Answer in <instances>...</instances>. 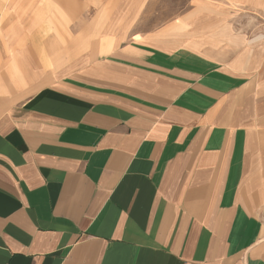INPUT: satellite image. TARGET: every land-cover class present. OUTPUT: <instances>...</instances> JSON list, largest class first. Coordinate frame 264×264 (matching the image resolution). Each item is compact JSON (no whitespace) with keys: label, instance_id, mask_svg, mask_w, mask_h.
<instances>
[{"label":"crops","instance_id":"1","mask_svg":"<svg viewBox=\"0 0 264 264\" xmlns=\"http://www.w3.org/2000/svg\"><path fill=\"white\" fill-rule=\"evenodd\" d=\"M90 6L10 30L0 264H264V0Z\"/></svg>","mask_w":264,"mask_h":264},{"label":"rangeland","instance_id":"2","mask_svg":"<svg viewBox=\"0 0 264 264\" xmlns=\"http://www.w3.org/2000/svg\"><path fill=\"white\" fill-rule=\"evenodd\" d=\"M88 4H91L90 9L102 8L103 0H0V90L6 89L8 81L16 85L24 84V75L22 67L17 65L14 58L16 55L13 47L10 46V40L8 37L13 35L10 30L13 27H38L44 24V21H49L51 25L62 24L71 25V18L62 17L63 15L59 11L71 10L78 8H89ZM52 11V12H50ZM54 11V12H53ZM50 13L44 18L46 13ZM58 16V17H57ZM24 21H27L24 22ZM9 42V43H8ZM18 43L22 44L23 40H19ZM16 45V43L14 44ZM10 59V61H8ZM7 60V64H1ZM6 63V62H5ZM3 65V66H2ZM3 79V80H2ZM7 79V80H6ZM4 81V83H2ZM7 91V90H6ZM6 99V98H4ZM3 99V100H4ZM255 213L261 218L264 224V204L260 208L255 209Z\"/></svg>","mask_w":264,"mask_h":264}]
</instances>
